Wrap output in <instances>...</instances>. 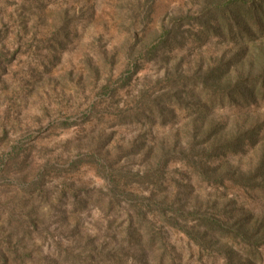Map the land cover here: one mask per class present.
<instances>
[{"label": "rangeland", "instance_id": "374dc122", "mask_svg": "<svg viewBox=\"0 0 264 264\" xmlns=\"http://www.w3.org/2000/svg\"><path fill=\"white\" fill-rule=\"evenodd\" d=\"M204 4L0 0V264H225L179 226L195 224V207L229 198L261 215L264 192L208 184L201 166L219 159L194 162L192 150L205 147L195 141L206 118L226 134L242 119L259 122L257 138L228 157L252 167L264 150V100L213 98L205 112L204 97L181 85L178 99L170 92L173 67L190 74L243 44L194 40ZM177 28L178 38L148 52ZM258 252L255 264H264Z\"/></svg>", "mask_w": 264, "mask_h": 264}, {"label": "trees", "instance_id": "16d2710c", "mask_svg": "<svg viewBox=\"0 0 264 264\" xmlns=\"http://www.w3.org/2000/svg\"><path fill=\"white\" fill-rule=\"evenodd\" d=\"M193 19L192 27L197 26V30L190 33L196 42L215 36L232 41L240 40L243 44L227 58H214L212 63L207 64L198 63V69L190 74H179L175 67L166 72L165 79L169 80L167 84L174 83L176 86L170 91L172 95L178 99L179 93L182 92L180 85L187 88L188 94L196 100L198 96L207 99L206 105L210 109H203L205 112L211 110L213 98L220 105L226 103L249 105L256 103L257 100H264V0H206L201 13L195 15ZM176 26H178L176 23L172 24L171 28ZM162 34L164 37L151 46L148 52L153 54L167 46L169 42H173L178 38L180 30L168 29ZM137 52L140 57L142 51ZM133 64L131 74L138 69V65ZM130 76H126V79ZM198 119L196 122H202L204 117L199 114ZM245 123V119L237 121L230 133L226 134L222 121L212 119L208 122L206 118L198 128L203 139L195 141V144L203 143L205 147L199 146L190 150L199 157L194 162L200 160L203 164V158L219 159L216 165L201 166L202 178L208 184L219 185L224 190L238 188L264 192V150L257 162L246 170L239 169L228 158L240 152L245 139L251 142L257 138L261 124L256 122L258 124L246 127ZM170 152L172 153L165 150L167 155L171 154ZM224 202H212L210 210L205 212L195 207L191 212L195 224L191 227H179L198 245L221 254L225 258V264L234 262L255 264L259 249L264 247V213L256 215L250 212L237 205L235 198H229ZM182 207L183 205L179 204L174 208L175 220L184 215ZM145 213L138 209L140 216ZM231 245L236 248L238 246L245 255L239 258Z\"/></svg>", "mask_w": 264, "mask_h": 264}]
</instances>
